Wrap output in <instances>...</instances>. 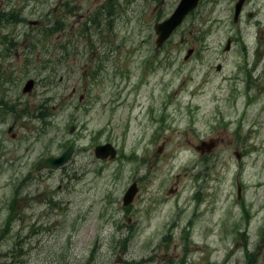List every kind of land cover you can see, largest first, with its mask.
Listing matches in <instances>:
<instances>
[{
  "label": "rangeland",
  "instance_id": "1",
  "mask_svg": "<svg viewBox=\"0 0 264 264\" xmlns=\"http://www.w3.org/2000/svg\"><path fill=\"white\" fill-rule=\"evenodd\" d=\"M239 1L159 49L180 0H0V264H264V0Z\"/></svg>",
  "mask_w": 264,
  "mask_h": 264
},
{
  "label": "water",
  "instance_id": "2",
  "mask_svg": "<svg viewBox=\"0 0 264 264\" xmlns=\"http://www.w3.org/2000/svg\"><path fill=\"white\" fill-rule=\"evenodd\" d=\"M246 0H240L235 9V22L239 21V14L241 9L243 8ZM200 0H181L178 7L176 8L173 15L163 23H158L155 26V32L157 35V47L161 48L164 46L166 41L172 36V34L176 31V29L182 25L184 19L197 7L199 6ZM193 51H189V56L192 55ZM189 56L187 58H189ZM221 67H218L220 70ZM35 86V82L30 80L27 82L23 89V93H31ZM73 131V130H72ZM212 147V145H211ZM210 150L211 148L208 147ZM75 152V148L73 146L69 147L61 156L59 157H48L46 158L39 166L38 170H58L65 165H67L73 158ZM96 156L102 159H106L111 156L114 158L116 156V152L111 148V146L107 147H98L96 149ZM138 186L134 183L126 192L123 204L124 206L131 205L137 194H138Z\"/></svg>",
  "mask_w": 264,
  "mask_h": 264
},
{
  "label": "flooded vegetation",
  "instance_id": "3",
  "mask_svg": "<svg viewBox=\"0 0 264 264\" xmlns=\"http://www.w3.org/2000/svg\"><path fill=\"white\" fill-rule=\"evenodd\" d=\"M187 246L188 245H186V246L185 245H179V248H181L182 253H184L186 251ZM171 264H186V262L183 261V259L178 258L177 260H174V261L171 260Z\"/></svg>",
  "mask_w": 264,
  "mask_h": 264
},
{
  "label": "trees",
  "instance_id": "4",
  "mask_svg": "<svg viewBox=\"0 0 264 264\" xmlns=\"http://www.w3.org/2000/svg\"><path fill=\"white\" fill-rule=\"evenodd\" d=\"M111 7V6H110ZM112 13V12H111ZM3 18V17H2ZM97 20H98V18H97ZM94 23H96V21L94 20ZM57 31H60V30H57Z\"/></svg>",
  "mask_w": 264,
  "mask_h": 264
}]
</instances>
